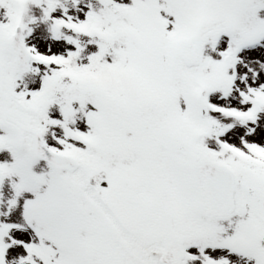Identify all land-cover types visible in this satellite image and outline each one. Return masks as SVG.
<instances>
[{
	"label": "snow or ice",
	"instance_id": "snow-or-ice-1",
	"mask_svg": "<svg viewBox=\"0 0 264 264\" xmlns=\"http://www.w3.org/2000/svg\"><path fill=\"white\" fill-rule=\"evenodd\" d=\"M0 10V264H264V0Z\"/></svg>",
	"mask_w": 264,
	"mask_h": 264
},
{
	"label": "rangeland",
	"instance_id": "rangeland-1",
	"mask_svg": "<svg viewBox=\"0 0 264 264\" xmlns=\"http://www.w3.org/2000/svg\"><path fill=\"white\" fill-rule=\"evenodd\" d=\"M85 2H87V0H85ZM34 14L39 16V10H34ZM37 32L39 33V38H46L48 35L47 28L43 24L40 25V27L37 29Z\"/></svg>",
	"mask_w": 264,
	"mask_h": 264
}]
</instances>
